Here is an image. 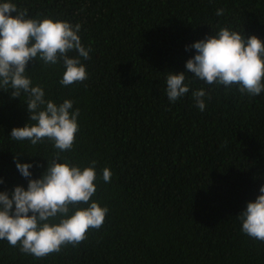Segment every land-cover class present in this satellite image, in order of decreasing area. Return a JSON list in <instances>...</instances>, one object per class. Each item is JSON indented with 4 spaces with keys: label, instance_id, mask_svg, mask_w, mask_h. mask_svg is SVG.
<instances>
[{
    "label": "trees",
    "instance_id": "trees-1",
    "mask_svg": "<svg viewBox=\"0 0 264 264\" xmlns=\"http://www.w3.org/2000/svg\"><path fill=\"white\" fill-rule=\"evenodd\" d=\"M30 17L82 24L91 47L88 78L59 84L60 65L28 64L47 98L80 109L73 149L63 155L98 179L92 199L109 211L103 226L76 246L43 258L0 241V264H264V242L240 231L237 215L264 184V94L192 80L190 92L170 103L164 78L185 71L195 50L187 45L231 27L264 40V0H13ZM224 9L221 16L217 9ZM210 99L201 112L191 90ZM23 102V98H22ZM0 91V177L27 187L14 156L39 178L54 149L12 141V128L28 122L26 105Z\"/></svg>",
    "mask_w": 264,
    "mask_h": 264
},
{
    "label": "clouds",
    "instance_id": "clouds-1",
    "mask_svg": "<svg viewBox=\"0 0 264 264\" xmlns=\"http://www.w3.org/2000/svg\"><path fill=\"white\" fill-rule=\"evenodd\" d=\"M223 13L222 8L216 10L217 16ZM81 31L80 22L30 17L13 0H0V91L21 102L23 98L28 113V122L12 128L9 138L33 146L47 140L54 149L39 178H33L32 169L41 165L14 156L27 187L0 190V241L36 258L60 252L66 245H78L89 230L103 226L109 211L92 197L98 179L110 183L111 170L105 167L98 176L95 160L83 166L63 155L74 147L80 109L71 99L57 102L47 98L44 87L34 83L27 67L30 61L60 65L61 86L84 82L88 73L83 61L90 58L91 47L82 42ZM212 32L186 46V51L195 52L186 60L185 71L167 72L164 94L170 103L190 92L192 80L226 90L235 88L248 98L264 94V40L227 26ZM191 99L203 112L210 96L201 87L191 90ZM5 183L0 177V186ZM258 192L237 219L243 234L264 242V184Z\"/></svg>",
    "mask_w": 264,
    "mask_h": 264
}]
</instances>
